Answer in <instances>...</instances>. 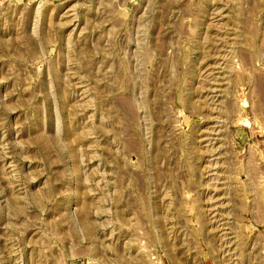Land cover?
Returning <instances> with one entry per match:
<instances>
[{
  "label": "rangeland",
  "instance_id": "rangeland-1",
  "mask_svg": "<svg viewBox=\"0 0 264 264\" xmlns=\"http://www.w3.org/2000/svg\"><path fill=\"white\" fill-rule=\"evenodd\" d=\"M0 264H264V0H0Z\"/></svg>",
  "mask_w": 264,
  "mask_h": 264
}]
</instances>
